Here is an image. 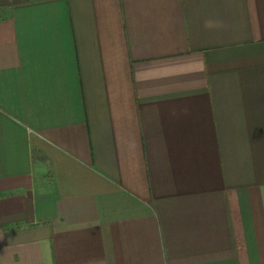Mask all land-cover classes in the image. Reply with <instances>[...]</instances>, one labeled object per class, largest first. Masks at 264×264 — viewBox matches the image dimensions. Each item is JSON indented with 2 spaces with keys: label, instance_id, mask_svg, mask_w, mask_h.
I'll return each instance as SVG.
<instances>
[{
  "label": "crops",
  "instance_id": "0c3cea01",
  "mask_svg": "<svg viewBox=\"0 0 264 264\" xmlns=\"http://www.w3.org/2000/svg\"><path fill=\"white\" fill-rule=\"evenodd\" d=\"M0 264H264V0H0Z\"/></svg>",
  "mask_w": 264,
  "mask_h": 264
}]
</instances>
